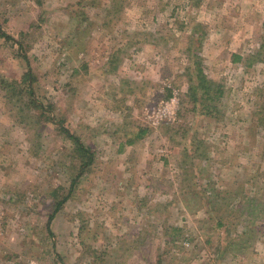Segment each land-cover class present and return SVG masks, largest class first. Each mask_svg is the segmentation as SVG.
Listing matches in <instances>:
<instances>
[{
    "label": "rangeland",
    "instance_id": "1",
    "mask_svg": "<svg viewBox=\"0 0 264 264\" xmlns=\"http://www.w3.org/2000/svg\"><path fill=\"white\" fill-rule=\"evenodd\" d=\"M0 27L27 33L34 97L95 151L71 183L72 142L0 82V264H264V0H0ZM197 36L222 95L181 116ZM26 70L0 37V79ZM212 188L243 206L225 228Z\"/></svg>",
    "mask_w": 264,
    "mask_h": 264
},
{
    "label": "trees",
    "instance_id": "2",
    "mask_svg": "<svg viewBox=\"0 0 264 264\" xmlns=\"http://www.w3.org/2000/svg\"><path fill=\"white\" fill-rule=\"evenodd\" d=\"M202 0H190V3L194 6H199ZM26 32H21L20 36L18 38H15L13 36H10L5 31L2 30L0 27V37H2L4 40L8 41L10 43L11 48L16 51V55L23 59V61L26 64L27 70L24 72L20 80L17 79H0V82L2 84V91L6 94L9 100L12 98H17L18 102H23V105H19L18 109L20 111H23L24 109H32L34 108L37 110V115H35V118H37V121L40 122L41 120L44 121H50L57 126L60 132H62L66 138H68L76 151V157L71 158V163L77 164V169L74 175L72 176L71 183H75L76 180L81 177L86 168L90 165L93 155L95 151H92L90 147L85 146L81 140V138L70 130L68 126L64 124V120L62 118H57L54 113H52L51 106H45L36 98L34 97V89L32 87V79H31V66L28 59V55L26 52L24 40L22 37L26 36ZM196 45H192L188 47V52H190L189 59L191 60V63L187 65L186 67V73H187V90L186 92L180 94V109L178 111L179 115H184L182 112H188L193 111L195 114H203L206 116H211L216 111V102L215 100L218 99L219 96L222 95L221 86L217 85L212 79L208 78V76L204 73L203 70V64H202V56L200 55L199 48L201 37L197 36ZM264 45L261 44L259 49L257 50L256 54L251 57H255L256 60H264V58L260 57L262 55ZM241 60V56L234 55L232 61L236 62ZM264 90V89H263ZM170 95V90L168 89V92L166 93L165 97H168ZM22 97H27V100H23ZM188 98L190 101H188ZM188 104L192 105L191 108L188 109ZM179 130V129H178ZM145 131H142L137 134L138 137H140ZM176 128H171V139L175 140L176 135ZM183 133H186L184 130ZM185 139V138H184ZM189 139V138H188ZM187 139V140H188ZM134 139L127 140V143H133ZM195 138H191L189 140L188 146H184L182 149L184 151V155H187V158H189L190 162H193L192 158L194 155V152L196 151V148L192 149L191 147L195 144ZM177 144H180L178 142ZM187 161H185V167L184 171L188 172L190 171L187 167ZM191 165V164H189ZM183 176V175H182ZM183 179V180H182ZM179 180V186L182 185L184 182V178ZM70 191L67 192V194L61 198L57 199L56 195L54 193L51 194V196L55 199L54 200V207L52 213L48 217V222L52 220L54 217V214L57 212V210L60 209L62 204L67 201L70 197ZM212 192L214 194V199L216 200H208L206 196H199L200 199H205L207 208L205 209V213L208 214L209 218L214 220L216 226H223L226 227L227 224H230V218L232 219H239L242 215L243 206L240 205V202H232L231 200L228 203H225V198L222 195V191L217 190L215 188H212ZM187 194H191L193 196H197V190H188L186 191ZM230 197V195H229ZM231 198H240L241 201H243L246 198V195H240L239 191L233 190V194ZM251 199V198H250ZM200 202V201H199ZM203 204L200 202V207H202ZM228 231V230H227ZM246 233L243 232V234ZM208 241V240H207Z\"/></svg>",
    "mask_w": 264,
    "mask_h": 264
},
{
    "label": "built area",
    "instance_id": "3",
    "mask_svg": "<svg viewBox=\"0 0 264 264\" xmlns=\"http://www.w3.org/2000/svg\"><path fill=\"white\" fill-rule=\"evenodd\" d=\"M176 100V95L174 94V96L171 98L170 102H173Z\"/></svg>",
    "mask_w": 264,
    "mask_h": 264
},
{
    "label": "crops",
    "instance_id": "4",
    "mask_svg": "<svg viewBox=\"0 0 264 264\" xmlns=\"http://www.w3.org/2000/svg\"><path fill=\"white\" fill-rule=\"evenodd\" d=\"M230 63L232 64V62H230ZM211 64H212V65H216L215 60H214V61L212 60V61H211ZM216 73H217V72H216ZM223 73H224V72H223Z\"/></svg>",
    "mask_w": 264,
    "mask_h": 264
}]
</instances>
